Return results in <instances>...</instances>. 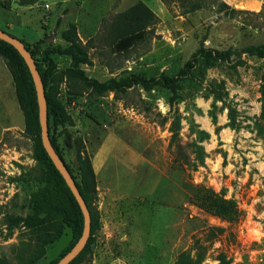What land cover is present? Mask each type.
Segmentation results:
<instances>
[{
    "label": "rangeland",
    "instance_id": "374dc122",
    "mask_svg": "<svg viewBox=\"0 0 264 264\" xmlns=\"http://www.w3.org/2000/svg\"><path fill=\"white\" fill-rule=\"evenodd\" d=\"M139 3L157 22L147 39L120 52L110 26ZM219 3L204 0L188 12L178 1L0 0L2 16L40 33L24 39L29 44L66 46L62 32L75 24L91 60L82 68L100 81L176 76L201 43L236 54L200 60L174 101L163 87L131 89L119 99L76 93L80 85L66 78L51 82L72 118L52 128L64 165L80 181L81 150L96 175L97 226L81 264H177L183 254L196 264H264V58L242 54L264 45V6L232 7L240 11L231 16L218 12ZM52 58L59 72L71 67L70 56ZM39 153L0 57V264H25L37 251L32 264H50L72 241L65 227L42 246L46 229L21 220L46 216L51 184Z\"/></svg>",
    "mask_w": 264,
    "mask_h": 264
},
{
    "label": "trees",
    "instance_id": "16d2710c",
    "mask_svg": "<svg viewBox=\"0 0 264 264\" xmlns=\"http://www.w3.org/2000/svg\"><path fill=\"white\" fill-rule=\"evenodd\" d=\"M162 1L165 3L178 1L188 12H192L204 6V0ZM219 1L220 3L217 8L220 13L232 16L240 11L232 8L221 0ZM67 11L68 10H66V12ZM156 22L157 18L154 15V12L144 3H139L128 12L118 14L115 22L110 26L111 37L113 38L112 40L115 48L121 52L128 51L135 47L138 43L149 37L152 32L151 25H154ZM60 23L61 19L59 18L58 24ZM10 35L16 37L12 34ZM62 38L66 42V46L61 44H49L48 46L43 47L46 44L45 40H39L34 44H29L23 39L20 40H22L35 58L38 70L42 77L48 105V132L52 145L63 162L64 158L60 153L56 137L54 134L52 135V128L53 126L58 127L59 125L65 126L67 124H72V118L67 113L62 102L57 98V89L59 85H51L52 81H57L59 84L66 78L67 80L80 85L79 89L76 90V93H80L82 88H86L98 96H103L107 93H114L115 97L119 99H122L131 89L141 87L144 91L150 92L155 87H163L171 92V100L174 101L180 97L179 93L183 88L181 82L195 77L196 69L200 60L228 61L236 55L232 49H211L207 48L204 43H201L197 51L190 57L176 76H169L162 73L158 77L147 78L137 74H130L122 79L110 78L106 81H100L95 78H90L82 68L83 65H89L91 60L88 49L80 40L77 26L75 24H70V26L62 32ZM246 53L264 58V45L248 47L242 51V54ZM53 54L70 56L72 59L71 67L66 72H59L56 63L52 58ZM0 57L5 60L12 73L17 88L20 106L26 116L28 129L36 136L40 148L38 159L47 168L51 184V191H49L50 197L42 201L46 216L41 218L38 215H30L21 220L31 226L46 229V232L42 233V246H47L55 242L60 237V234L65 227H69L72 232V241L67 249L63 252L60 258L50 263L55 264L65 256L82 237L85 229L84 215L75 196L67 186L63 176L56 169L43 146L37 90L25 60L12 45L1 39ZM179 148L181 147L179 146ZM77 160L79 164L80 181H77L76 177L73 176L72 170H70L69 166H65L76 180L77 186L92 214L93 231L97 226L93 212V202L97 200L96 175L91 159L85 156L81 150H78L77 152ZM53 223L56 227L51 226ZM92 241L93 239L90 238L85 249L69 264H81L89 252ZM39 253L40 251H37L35 256L25 264L36 262ZM177 264H196V262L189 256V254H183Z\"/></svg>",
    "mask_w": 264,
    "mask_h": 264
},
{
    "label": "water",
    "instance_id": "95a60500",
    "mask_svg": "<svg viewBox=\"0 0 264 264\" xmlns=\"http://www.w3.org/2000/svg\"><path fill=\"white\" fill-rule=\"evenodd\" d=\"M0 39L12 45L25 60L30 73L33 77L36 90H37V101L39 106V120L41 126V138L43 146L51 158L53 164L56 169L63 176L67 186L75 196L77 202L79 203L82 213L84 215L85 220V229L82 237L79 241L73 246V248L63 256L57 263L55 264H69L72 260H74L87 246L89 238L91 236L92 231V218L90 210L85 202L78 186L76 180L73 176L68 172L66 166L64 165L63 160L58 155L54 146L52 145L49 132H48V106L46 101V92L43 84L42 77L37 67V63L35 58L32 56L30 51L27 49L26 45L19 38L11 36L9 33L0 28Z\"/></svg>",
    "mask_w": 264,
    "mask_h": 264
},
{
    "label": "crops",
    "instance_id": "0c3cea01",
    "mask_svg": "<svg viewBox=\"0 0 264 264\" xmlns=\"http://www.w3.org/2000/svg\"><path fill=\"white\" fill-rule=\"evenodd\" d=\"M231 7L238 8L240 10L258 12L261 11L264 6V0H221ZM0 28H9L12 31V35L19 39H33L36 40L40 37V33L32 27L23 25L21 26L18 22L12 23L6 17L0 13Z\"/></svg>",
    "mask_w": 264,
    "mask_h": 264
}]
</instances>
